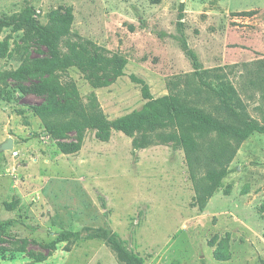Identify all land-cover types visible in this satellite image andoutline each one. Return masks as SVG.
Listing matches in <instances>:
<instances>
[{
    "label": "rangeland",
    "instance_id": "1",
    "mask_svg": "<svg viewBox=\"0 0 264 264\" xmlns=\"http://www.w3.org/2000/svg\"><path fill=\"white\" fill-rule=\"evenodd\" d=\"M28 6L40 24L72 15L68 44L124 61L114 78L55 71L84 102L94 96L108 119L146 101L134 75L153 98L194 99L216 116L224 111L209 86L229 85L228 102L264 124V0H0V15ZM183 42L209 86L194 74ZM46 57L33 33L0 28V144L13 139L11 149H0V264H121L102 239H59L87 227L117 233L144 264H264V134L240 144L200 209L183 149L163 140L172 129L149 134L135 150L131 136L113 130L101 139L88 129L80 150L61 153L31 109L51 99L40 65Z\"/></svg>",
    "mask_w": 264,
    "mask_h": 264
},
{
    "label": "trees",
    "instance_id": "2",
    "mask_svg": "<svg viewBox=\"0 0 264 264\" xmlns=\"http://www.w3.org/2000/svg\"><path fill=\"white\" fill-rule=\"evenodd\" d=\"M32 12L33 8L28 6L22 14L0 15V28L27 30L37 36L47 49L48 57L43 58L40 65L48 75L43 87L51 99L32 105L31 109L40 119L44 130L57 137L56 146L61 153L72 154L80 150L88 129L96 130L97 137L101 139H107L113 130L131 136L134 150L149 144V134L172 129L163 136V140L174 141L183 149L195 191L194 204L202 209L228 174L230 162L240 144L252 133L264 134L263 123L246 117L228 102L231 86L223 83L209 86L204 80L207 71L201 69L196 53L185 42L183 48L192 62L194 74L201 84L209 86L214 92L224 111L223 115H213L193 103L194 99H184L171 93L153 98L147 83L132 75V80L141 84V95L146 101L139 108L108 119L94 96L84 102L75 84L58 81L55 71L76 67L96 78H99V74L100 77L114 78L123 74L124 61L100 55L87 56L80 50V43L68 44L65 40L70 36L72 15L53 16L46 24H40L32 17ZM178 24L181 26V22ZM62 42H65L67 50H62ZM27 68L20 67L13 74L19 76ZM199 92L197 89L196 96ZM69 133L74 135L73 140H61ZM85 230L84 235L77 231H61L59 239H102L113 249L121 264H144L140 256L126 248L117 233L101 227H87ZM214 256L216 259L225 258L218 251L214 252Z\"/></svg>",
    "mask_w": 264,
    "mask_h": 264
},
{
    "label": "water",
    "instance_id": "3",
    "mask_svg": "<svg viewBox=\"0 0 264 264\" xmlns=\"http://www.w3.org/2000/svg\"><path fill=\"white\" fill-rule=\"evenodd\" d=\"M13 147V139L11 137L7 138L4 142L0 144V149H11Z\"/></svg>",
    "mask_w": 264,
    "mask_h": 264
}]
</instances>
